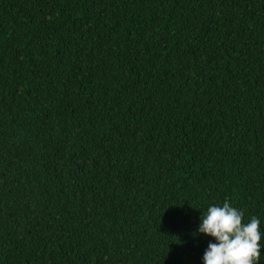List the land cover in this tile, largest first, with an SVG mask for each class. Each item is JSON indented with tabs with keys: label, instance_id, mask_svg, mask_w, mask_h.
<instances>
[{
	"label": "trees",
	"instance_id": "obj_1",
	"mask_svg": "<svg viewBox=\"0 0 264 264\" xmlns=\"http://www.w3.org/2000/svg\"><path fill=\"white\" fill-rule=\"evenodd\" d=\"M225 199L264 233V0H0V264H203Z\"/></svg>",
	"mask_w": 264,
	"mask_h": 264
},
{
	"label": "clouds",
	"instance_id": "obj_2",
	"mask_svg": "<svg viewBox=\"0 0 264 264\" xmlns=\"http://www.w3.org/2000/svg\"><path fill=\"white\" fill-rule=\"evenodd\" d=\"M196 234H204L215 242L207 245L203 264H260L264 233L260 220L252 216L244 221V212L225 199L222 205H210L200 216Z\"/></svg>",
	"mask_w": 264,
	"mask_h": 264
}]
</instances>
